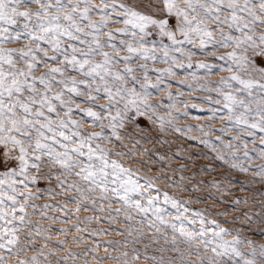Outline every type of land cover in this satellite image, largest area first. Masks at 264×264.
Returning a JSON list of instances; mask_svg holds the SVG:
<instances>
[{
    "label": "snow or ice",
    "instance_id": "6c2138e0",
    "mask_svg": "<svg viewBox=\"0 0 264 264\" xmlns=\"http://www.w3.org/2000/svg\"><path fill=\"white\" fill-rule=\"evenodd\" d=\"M153 132L164 139L145 142L195 141L264 186V0H0V264H264L226 213L191 208L181 182L135 159L163 172L188 151L141 150ZM253 195L226 223L264 235Z\"/></svg>",
    "mask_w": 264,
    "mask_h": 264
},
{
    "label": "rangeland",
    "instance_id": "374dc122",
    "mask_svg": "<svg viewBox=\"0 0 264 264\" xmlns=\"http://www.w3.org/2000/svg\"><path fill=\"white\" fill-rule=\"evenodd\" d=\"M20 45H10L9 47H19ZM197 61L194 60L193 63H196ZM160 67H163V65H160ZM226 75V74H225ZM216 79H219L218 76H213L212 80L215 81ZM153 83L155 81L153 80ZM175 83V82H173ZM177 89L173 87L171 91L175 92ZM162 98V97H161ZM204 97L202 95L196 94L193 97H184L186 100L196 99L200 100ZM151 103H156V100L150 101ZM190 109H192V105H188ZM200 107L203 108V111L197 112L194 109L191 112V115L195 116H204L207 113V105H201ZM206 120H192L187 119L183 120L180 126H183V124H203L207 123ZM141 126H144L147 124V121L144 118H140ZM217 128H219V124L217 123L215 125ZM84 131H87V127L85 126ZM151 131V129H149ZM128 131H132V129H128ZM139 135L132 137V139H139ZM153 138L156 139H164L162 137L156 136V133L153 132L152 135H145L144 141H142V147L141 150L144 149H150L154 150L155 154H166V153H175L178 149L186 148L188 149L187 152H182L180 157H174L170 164L163 165L164 171L160 172L159 169L161 168V164L159 163H152L151 160L147 159H141L139 154L135 156L136 160H140L141 163L149 164V166L153 169L152 172L149 173V175H161V176H167L172 180L181 182L183 187L185 189H188L189 191H184L180 194L178 198L185 199V200H200L199 203H192L190 204L191 208H194L196 210H204V209H210V212H206V215H215L217 213H226L225 215H219L217 219L222 223V225L226 228H232L241 230L242 234L247 236L250 239H253L254 242L257 245L264 244V235H262L258 231V226H253L251 228L245 226L243 224V221H238L236 224H230L226 223L227 221H231L236 219L237 217H240L246 209L242 205H236L234 201L236 199H244L247 198L248 200L256 201V203H259V200L256 196L253 195V193H259L264 192V186H261V184L257 183L255 185H252L249 183V181L252 180V175L248 174L247 176L242 175L236 171H233L228 168L227 165L222 164L220 161H214L211 159V153L208 152V150L203 149L202 146H194L195 141L191 142H182L183 138H179L175 135L167 136V141L171 142V148L167 147V145L161 146V144L158 143H148L145 141H150ZM212 139H216V137H212ZM259 141H257V144ZM107 147H112V145H107ZM131 148V143L128 140L124 141V149L127 150ZM122 149L117 148V152L121 151ZM249 151H251V145L249 146ZM155 155L152 159H155ZM260 163L257 161V164ZM135 167V165H132ZM256 165L254 164L253 167ZM184 168L186 171H173V169H181ZM208 169H213V171L209 172ZM0 170H2V166H0ZM143 170V169H142ZM183 177V181H180V178ZM231 181V183H229ZM212 184H221L224 187L220 190H217L214 187H211ZM241 185L244 186V189H250V190H244L242 189ZM43 186V185H41ZM161 188H167L168 187V181L162 180L160 185ZM196 188L198 189L195 192L190 191L191 189ZM225 190L227 193H225ZM174 189L169 191V195L174 194ZM45 201L40 200L36 203L43 204ZM239 208L240 211H236V209ZM113 211L115 209L113 208ZM253 212L257 211V209L253 208ZM58 215V213H57ZM91 215V213H81V216H87ZM38 219V217L33 218ZM44 227H47V225H44ZM54 227H60V225H54ZM91 228H97V227H104L107 229V224L103 225H96L93 224L90 226ZM115 228L120 229L122 228V225L115 224ZM110 230V229H107ZM100 240H119L122 239V237L119 236H103L99 237ZM230 239V237H229ZM147 243V241H145ZM163 244V241H161L158 245H150V248H160ZM39 247V243L36 245ZM72 247V246H69ZM143 245H137L138 250H142ZM76 251H81V249L77 248ZM247 251V249H244ZM149 254H156L158 253H149ZM28 255H32L31 252L28 253ZM103 255V253H101ZM62 258V254H61ZM53 261L55 258H51ZM71 264V262H70Z\"/></svg>",
    "mask_w": 264,
    "mask_h": 264
}]
</instances>
